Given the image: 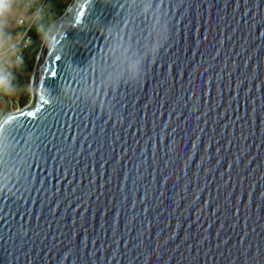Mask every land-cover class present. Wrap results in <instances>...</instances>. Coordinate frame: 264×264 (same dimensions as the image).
Here are the masks:
<instances>
[{
	"label": "water",
	"instance_id": "95a60500",
	"mask_svg": "<svg viewBox=\"0 0 264 264\" xmlns=\"http://www.w3.org/2000/svg\"><path fill=\"white\" fill-rule=\"evenodd\" d=\"M0 120V264H264V0H70Z\"/></svg>",
	"mask_w": 264,
	"mask_h": 264
},
{
	"label": "trees",
	"instance_id": "16d2710c",
	"mask_svg": "<svg viewBox=\"0 0 264 264\" xmlns=\"http://www.w3.org/2000/svg\"><path fill=\"white\" fill-rule=\"evenodd\" d=\"M31 6L26 7L27 15H31L38 9L37 18L30 24L23 38L14 49V56L9 69L0 73V100L5 99V106L2 107L0 115L10 109L11 99L15 100L19 107H23L30 99L29 80L38 54L37 49L41 46L48 27L55 21L56 12L65 11L70 0H43L30 2ZM16 8L24 7L21 0L13 3ZM25 4V3H24ZM25 25L15 27H3L0 30V39L4 42H15L25 30ZM17 51L21 56L16 60ZM3 96V97H2Z\"/></svg>",
	"mask_w": 264,
	"mask_h": 264
},
{
	"label": "rangeland",
	"instance_id": "374dc122",
	"mask_svg": "<svg viewBox=\"0 0 264 264\" xmlns=\"http://www.w3.org/2000/svg\"><path fill=\"white\" fill-rule=\"evenodd\" d=\"M27 1L38 2L39 4H41L43 0H21V2L24 5V7H22V8H16V6L13 4L11 11L6 15V17L3 18V19H0V30L3 27H7V28L8 27H15L17 25V22H18V20L20 18H23V19L26 20L25 26H27L30 23V21L33 20V18H34V20L37 18V16H38V13L36 15L37 11H34L31 15H27V13H26V7L27 6L24 4ZM51 25L48 27V29L51 27ZM19 37H17V39ZM13 43L14 42H7V41L4 42L3 40L0 39V73L3 72V70H6V69L10 68V65H11V62H12V59H13V56H14V51L10 50L9 48L11 47V45H13ZM36 62H37V60H35V63ZM33 71H34V67H33V70L31 72L29 85H28L29 92H30V99H29V101L27 102L26 105H28L30 103V100H31V78H32ZM1 85L2 84L0 82V86ZM10 105L11 106H10V109H9L8 112H12V111H15V110H17L19 108H22V107H19L16 104L15 100H13V99H11ZM4 106H5V99L4 100H0V112H1L2 107H4ZM8 112H6V113H8ZM4 114L5 113L0 115V120L2 119Z\"/></svg>",
	"mask_w": 264,
	"mask_h": 264
},
{
	"label": "built area",
	"instance_id": "2783aa9c",
	"mask_svg": "<svg viewBox=\"0 0 264 264\" xmlns=\"http://www.w3.org/2000/svg\"><path fill=\"white\" fill-rule=\"evenodd\" d=\"M25 5H26L27 7H30V6H31L30 1H27V2L25 3ZM37 13H38V9H37L36 15H37ZM36 15H35V16H36ZM33 21H34V18H33V20L30 21V23L27 25L25 32H24V33H23V34H22V35H21V36H20V37L14 42V43H13V45H11V47H10L9 49H14L15 46L19 44L21 38H23V36L25 35L26 31L28 30L30 24H31ZM25 22H26L25 19L20 18V19L18 20V22H17V25H18V26L25 25ZM15 49H16V48H15ZM20 56H21L20 52L17 51V54H16V60H19V59H20Z\"/></svg>",
	"mask_w": 264,
	"mask_h": 264
},
{
	"label": "clouds",
	"instance_id": "9594fccd",
	"mask_svg": "<svg viewBox=\"0 0 264 264\" xmlns=\"http://www.w3.org/2000/svg\"><path fill=\"white\" fill-rule=\"evenodd\" d=\"M14 2L15 0H0V19L5 18L11 11Z\"/></svg>",
	"mask_w": 264,
	"mask_h": 264
}]
</instances>
